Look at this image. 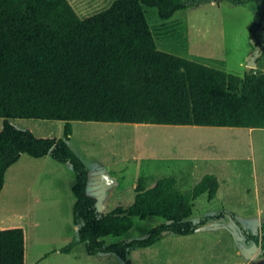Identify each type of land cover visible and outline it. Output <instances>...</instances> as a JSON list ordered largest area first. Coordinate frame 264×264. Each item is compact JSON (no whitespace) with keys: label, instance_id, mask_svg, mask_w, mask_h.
I'll return each instance as SVG.
<instances>
[{"label":"trees","instance_id":"1","mask_svg":"<svg viewBox=\"0 0 264 264\" xmlns=\"http://www.w3.org/2000/svg\"><path fill=\"white\" fill-rule=\"evenodd\" d=\"M206 1L214 0H115L84 19L69 0H0V196L8 170L25 154L71 164L77 233L62 253L83 244L89 255L114 254L133 264V250L171 234L192 235L225 217L221 212L191 220L194 201L218 192L214 175L190 193L179 190L174 177L151 188L140 179L129 208L104 214L88 191L89 167L69 145L72 122L264 129V72L251 69L242 78L159 48L146 9L170 21ZM226 1L256 3L252 35L264 28V0ZM13 119L63 121L65 139L38 137L14 126ZM150 217L164 222L143 238L107 242L130 232L136 218ZM250 239L264 255V235ZM0 264H27L24 228L0 231Z\"/></svg>","mask_w":264,"mask_h":264},{"label":"rangeland","instance_id":"2","mask_svg":"<svg viewBox=\"0 0 264 264\" xmlns=\"http://www.w3.org/2000/svg\"><path fill=\"white\" fill-rule=\"evenodd\" d=\"M71 1L78 10H86L75 9L85 19L115 0ZM256 11V3L236 6L214 0L178 12L170 21L160 19L157 9L147 8L146 15L161 50L244 78L257 48L256 70L264 72V28L252 35ZM10 122L38 137L65 139L63 121ZM3 127L0 118V132ZM72 127L69 145L89 167L88 191L104 214L129 208L140 179L151 188L174 177L184 193L192 192L207 175L220 182L214 197L206 193L194 201L191 220L198 223L221 212L224 218L192 235L171 234L152 247L133 250L129 255L133 264H264L261 244L246 241L247 235H264V129L99 122H72ZM75 184L71 164L50 155L40 159L23 155L6 175L0 231L25 229L27 264H124L114 254L89 255L83 244L70 253L61 252L76 238ZM163 222L159 217L136 218L130 232L107 242L143 238Z\"/></svg>","mask_w":264,"mask_h":264},{"label":"water","instance_id":"3","mask_svg":"<svg viewBox=\"0 0 264 264\" xmlns=\"http://www.w3.org/2000/svg\"><path fill=\"white\" fill-rule=\"evenodd\" d=\"M258 56H260V49L259 48H257L255 50V53L250 56L249 66H251L252 69H256V67H257V61H256V59H257Z\"/></svg>","mask_w":264,"mask_h":264},{"label":"crops","instance_id":"4","mask_svg":"<svg viewBox=\"0 0 264 264\" xmlns=\"http://www.w3.org/2000/svg\"><path fill=\"white\" fill-rule=\"evenodd\" d=\"M70 1V3L72 4V6L74 7V9H77L76 8V6L74 5V3L71 1V0H69ZM78 10V9H77ZM80 13H82V12H85L86 10H84V9H82V10H78ZM170 26V25H169ZM164 27H166V26H164ZM161 39H164V37H161ZM158 45H159V48L161 47L160 46V44L158 43ZM247 73V72H246ZM247 129H250V128H247ZM250 130H255V129H250ZM220 183V182H219ZM8 227H10V226H8ZM77 227V226H76ZM1 230H3V229H1ZM26 252H27V243H26ZM172 260V259H171ZM173 261H175V260H173ZM27 263V262H26Z\"/></svg>","mask_w":264,"mask_h":264}]
</instances>
